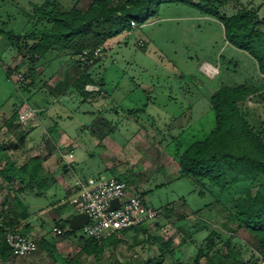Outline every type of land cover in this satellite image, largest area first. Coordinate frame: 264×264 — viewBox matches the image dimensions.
I'll return each mask as SVG.
<instances>
[{
	"label": "rangeland",
	"instance_id": "1",
	"mask_svg": "<svg viewBox=\"0 0 264 264\" xmlns=\"http://www.w3.org/2000/svg\"><path fill=\"white\" fill-rule=\"evenodd\" d=\"M92 2L0 0V147L21 165L30 156L29 151L25 152L22 133L39 120L42 123L36 126V136L40 139L46 135L45 145L63 133L75 142L83 141L94 157L106 155L114 165L116 170L104 171V176L121 177L142 192L153 190L147 199L159 214L151 224L120 232L102 252L88 255L84 251L87 237L53 232L60 222L52 213L64 217L76 211L71 204L58 206L66 196L64 191L44 197L38 209L32 204L29 215L20 190L31 191L25 174L23 182L15 179L9 187L0 188V219L36 238L38 248L29 256L12 253L0 258V264H264L258 240L246 228H237L230 217V194L193 179L192 183L184 179L175 182L184 177L178 154L196 137L203 138L216 127L210 95L219 85L262 87L240 106L264 140V76L259 74L257 61L226 40L224 25L216 16L169 0L162 1L158 12L136 29L109 39L98 55L89 58L86 53L74 54V49L59 47H53L45 58L32 53L30 47L35 41L24 37L53 25L41 8L86 10ZM243 8L256 11L257 28L264 32V0H225L218 11L232 16ZM11 35L20 36V40ZM43 68L54 73L64 68L81 72L91 69L99 81L95 85L98 90L88 91L86 96L72 89L56 95L55 91L66 87H59L54 76L40 75ZM21 71L26 75L24 82L11 77ZM25 99L45 110L40 109L27 123L18 117L4 130L5 121L28 108L22 109ZM150 100L156 102L147 108L145 104ZM155 114L161 123L152 118ZM172 118L177 120L174 124L170 123ZM108 133L111 138L106 141L114 143L111 151H104L102 139ZM74 149L70 144L69 153ZM85 152V147L78 146V161L87 157ZM162 164L168 171L162 169ZM70 178L75 182L74 175ZM160 184L165 186L156 188ZM32 188L36 192L42 189L38 184ZM244 191L240 190L242 194ZM27 200L35 202L38 197L29 196ZM41 208H49L50 212L41 213ZM26 213L31 222L24 220ZM45 236L54 244L53 249L41 246Z\"/></svg>",
	"mask_w": 264,
	"mask_h": 264
},
{
	"label": "trees",
	"instance_id": "2",
	"mask_svg": "<svg viewBox=\"0 0 264 264\" xmlns=\"http://www.w3.org/2000/svg\"><path fill=\"white\" fill-rule=\"evenodd\" d=\"M162 1L165 0H93L86 10L73 8L62 12L41 8L50 17L53 25L24 38L35 41L30 50L39 57L46 55L53 47H59L64 50L74 49V54L86 53L90 58L109 39L122 32L132 31L131 21L136 20L140 24L149 16L155 15ZM169 1L189 4L202 13L220 19L224 25L226 40L254 57L260 72L264 74V32L257 28L255 10L243 8L232 16H224L219 13L218 6L225 0H199L197 3L192 0ZM11 38L20 40V36L11 35ZM10 75L9 72L8 76ZM98 83L96 77L86 68L72 87L86 95V86ZM261 88L245 84L218 88L211 96L216 127L205 139L195 141L179 153L178 157L184 176L231 195V219L237 228H246L258 240L263 247L264 259V140L251 126L246 112L240 106L249 95ZM17 117L18 114L14 113L11 121ZM38 161L35 157L18 166L4 148L0 147V188L9 187L15 179L23 182L25 174L29 178V187L38 184L42 189L45 188ZM242 189H245L243 194L240 192ZM58 221L63 234L83 236L80 230L67 228L63 219ZM8 227L10 226L7 221L0 223V258L12 254L5 238ZM27 229L29 227L25 231ZM118 235L119 233H115L102 240L88 238L84 251L88 255L99 254L105 246L113 244ZM41 246L54 248V244L46 238L42 239ZM63 261L66 262L64 259Z\"/></svg>",
	"mask_w": 264,
	"mask_h": 264
},
{
	"label": "built area",
	"instance_id": "3",
	"mask_svg": "<svg viewBox=\"0 0 264 264\" xmlns=\"http://www.w3.org/2000/svg\"><path fill=\"white\" fill-rule=\"evenodd\" d=\"M133 29L139 27L136 20L131 21ZM100 49L96 55L100 54ZM0 52V67L2 66ZM18 82H24L26 75L24 72L12 74ZM86 90L91 92L98 90L97 86L90 84ZM36 110L28 107L19 119L23 123L33 118ZM68 163H71L74 154L63 155ZM118 200V205L110 208L112 202ZM71 204L79 213L88 216V222L80 230L81 234L87 238L96 240L104 239L112 234L129 231L138 227L151 224L158 216L159 209L150 204L146 198L123 179L117 177H88L76 179L73 191L62 199L58 206ZM3 219H0V223ZM53 232L57 235L63 234V229L54 226ZM5 238L12 253L17 256H29L37 248V239L27 233L15 228H6Z\"/></svg>",
	"mask_w": 264,
	"mask_h": 264
},
{
	"label": "crops",
	"instance_id": "4",
	"mask_svg": "<svg viewBox=\"0 0 264 264\" xmlns=\"http://www.w3.org/2000/svg\"><path fill=\"white\" fill-rule=\"evenodd\" d=\"M49 54L50 53H48V56H49ZM45 56H47V54ZM45 56L43 58H45ZM65 69L66 68H64L63 70H61V71H59L57 73H54L49 68H46L45 71H44V68H43L42 71L40 72V75L45 73V74H49L51 76H54L56 83L57 84H60L59 87H62V86L63 87L64 86L66 87V89L64 88V90H57V91L54 92V93H56V95H59V96L61 94H64V93L69 92L70 89H72L74 91L75 89H73L72 85H73L74 81L81 74V70L80 69H77V70L76 69H71V70L67 69V70H65ZM89 72L95 77V74L91 72V69L89 70ZM259 74H261V76H264V74H262L260 72V70H259ZM33 82L34 81H32L31 83H33ZM104 83L105 82H102L101 85L103 86ZM27 84H29V83H27ZM27 84L26 85H23V86L26 87V86H28ZM241 84H244V83H241ZM225 85H231L232 86L234 84H222V85H219L212 92V94L210 95V107L212 106V104H211V96L213 95V93L218 88H220L222 86H225ZM236 85H239V84H236ZM245 85H247V84H245ZM75 92H77V91L75 90ZM77 93L80 94V95H83V94H81L79 92H77ZM86 95H88V94H86ZM72 96H73V94H72ZM187 97H189V95H187ZM152 100H150L149 103H146L145 104V106L147 108L150 106V103L151 104H154L156 102V101H152ZM154 100H156V99H154ZM83 101L86 102V100L84 98H83ZM193 102H195V101L193 100ZM21 106H22V109H24L25 107L26 108L27 107H32L38 113L40 112V109H41V111L45 110L43 108H40L39 109L37 107H34V105H31L26 99L23 100ZM14 107H15V105H14ZM15 113H17V112H15ZM17 114H18V117H19V113H17ZM156 114H158V113H156ZM156 114L153 115L154 117H152V118L158 120L161 123L162 121H161V119H159L160 117L156 116ZM160 115H163V113L161 112ZM186 116H190V114L189 115H186ZM186 116H184L183 119L185 118V120H186ZM167 117H168V113H166V118ZM214 118H215V112H214ZM102 119H104V117ZM176 121L177 120L175 118L174 119L172 118V121L170 123H173L174 124ZM11 122H12L11 119H8L7 121H5L3 129L6 130V127ZM39 123H42V122H39V120H38V122H36V124L35 123L33 124V127H30L27 131H24L22 133V137H21L22 138V141L23 140L25 141V145L24 146L27 149L25 152L27 153L29 151L28 153H30V156L28 155L29 157L26 158V160L23 161V163L21 165L26 164L32 158L37 157L38 160H39L38 162H40V169L39 170L41 172V176L43 177V180L45 181V185H44L45 188H43V190L41 189L40 191H37V192L32 187H30V190H31L30 192H26V190L20 189L22 191V195H24V198L26 200L25 203H26L27 210H28L27 212H29V215H30V211L29 210H30V207L32 206V204H33L34 208H37L38 209L42 205L41 203H42L44 197L47 198V197L53 196V195L56 196L59 191H64L66 193V196H68L73 191L74 184H75L76 179L78 177H80V178H83V177L84 178H88V177H99V176H102L103 175L102 172H104V171L114 172L116 170L115 167H114V165H111L109 163V160L110 159H107L106 158V155H104V156L100 155L99 158L98 157H94L95 154L89 151V147L87 145H85L83 141H77V142H75L68 135H66V133L61 134L58 137L57 140H53L52 143L49 144V146L45 145L46 144L45 141L47 140V136L46 135H42V137L40 139L37 138V136H36L35 129L37 128L36 126ZM111 131H113V129ZM48 133L50 134V132H48ZM209 134L210 133H207L205 135V137H203V138H197L196 137L194 140H192L190 142V144L188 146L184 147V149L182 150V152L185 151L192 143H194L195 141H198V140L205 139ZM110 136H111V134H109V133L103 136V139H102L103 140L102 141L103 143L102 144L104 146V151H107V150H110L111 151V147H112L114 141L113 142H110V143H109V141H106V139L111 138ZM70 144H72V146H74V148H75L74 150H72L74 152L71 151L74 154V160L72 159L73 161L71 163H68L66 161V159L63 157V155H66V154L69 153V151H70L69 150ZM78 146L85 147V149H86V152L85 153L87 154V157H85V159L80 160V161H78V158L76 157V149L78 148ZM178 146L181 148L182 143L181 142H178ZM26 153H24V155ZM88 156L91 157V158H88ZM21 165L18 164V166H21ZM161 167H162L163 170L168 171V169L166 167L163 168V164L161 165ZM94 171L97 172V174H93V175H90L89 174V173L94 172ZM45 172H46V174H45ZM82 172L88 173V174H84ZM70 175H74L75 176V182H73L71 180ZM117 178L123 179L121 177H117ZM183 179L184 180H188V181H190L192 183V178L187 177V176L178 177L175 180V182H181ZM163 186H165V184H160V185L156 186V188H160V187H163ZM131 187L133 189H136L133 186H131ZM136 190H138V189H136ZM138 191L141 192V194L144 193L141 190H138ZM152 191L153 190H151V189L149 191H145L146 194L143 195V196L146 198L147 201H148L147 194L149 192H152ZM35 195H37V197H38V200L37 201L35 200V202L34 201L33 202H29L27 200L29 198V196H35ZM188 204H189V201H188ZM40 212L41 213L50 212V209L49 208H45V209L44 208H41ZM47 214H49V215L54 214V215H52L53 218H55V219L57 218L58 220L59 219H63V220H66L67 221V218L71 214H75L76 215V214H79V212H77V211H75L73 213L69 212L64 217H62L60 214H58L56 212H54L52 214L51 213H46V215ZM26 215L27 216H26V218L24 220L26 222H31L29 220L28 213ZM68 224H69V222H68ZM31 225L34 226V223H31ZM44 238H47V236H45ZM182 242L185 243L186 241L183 240ZM187 242H188V240H187Z\"/></svg>",
	"mask_w": 264,
	"mask_h": 264
},
{
	"label": "water",
	"instance_id": "5",
	"mask_svg": "<svg viewBox=\"0 0 264 264\" xmlns=\"http://www.w3.org/2000/svg\"><path fill=\"white\" fill-rule=\"evenodd\" d=\"M118 205V200H114L112 202V205L110 208H114L115 206ZM88 216L85 213H79V214H71L68 218L67 221L69 222V228L75 229V230H81L88 222Z\"/></svg>",
	"mask_w": 264,
	"mask_h": 264
},
{
	"label": "bare ground",
	"instance_id": "6",
	"mask_svg": "<svg viewBox=\"0 0 264 264\" xmlns=\"http://www.w3.org/2000/svg\"><path fill=\"white\" fill-rule=\"evenodd\" d=\"M208 66V65H207ZM208 68V67H207ZM208 69H210V68H208Z\"/></svg>",
	"mask_w": 264,
	"mask_h": 264
}]
</instances>
